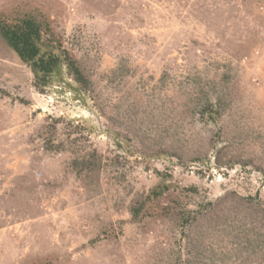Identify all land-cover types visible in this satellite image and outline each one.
Listing matches in <instances>:
<instances>
[{
  "label": "rangeland",
  "instance_id": "374dc122",
  "mask_svg": "<svg viewBox=\"0 0 264 264\" xmlns=\"http://www.w3.org/2000/svg\"><path fill=\"white\" fill-rule=\"evenodd\" d=\"M1 13L45 16L91 84L39 91L0 35V264H264V0Z\"/></svg>",
  "mask_w": 264,
  "mask_h": 264
},
{
  "label": "trees",
  "instance_id": "16d2710c",
  "mask_svg": "<svg viewBox=\"0 0 264 264\" xmlns=\"http://www.w3.org/2000/svg\"><path fill=\"white\" fill-rule=\"evenodd\" d=\"M0 35L30 68L34 85L39 91L62 82L64 74L70 75L81 88H90L91 81L84 74L78 58L55 35L45 16L1 13ZM169 189L170 186L164 182L155 186L146 201L143 199L138 206L133 207V217L138 218L148 201L162 197ZM195 190L192 188V191Z\"/></svg>",
  "mask_w": 264,
  "mask_h": 264
}]
</instances>
